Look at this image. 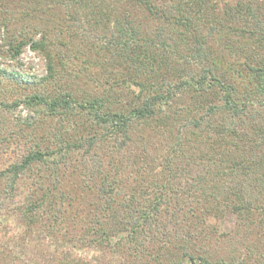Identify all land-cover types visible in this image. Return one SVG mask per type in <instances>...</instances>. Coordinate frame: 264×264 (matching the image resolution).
Here are the masks:
<instances>
[{
    "label": "trees",
    "instance_id": "1",
    "mask_svg": "<svg viewBox=\"0 0 264 264\" xmlns=\"http://www.w3.org/2000/svg\"><path fill=\"white\" fill-rule=\"evenodd\" d=\"M15 1L0 0V5ZM36 3L46 12V7L66 5L71 24L93 38H89L91 46L75 58H82L87 71L96 68L91 72L98 74L97 80L106 90L80 101L61 84L64 91L52 100L35 96L53 113L79 116L91 121L94 129L89 139L78 132L76 146L68 144L65 171L69 175L55 171L34 176L39 190L19 207L27 226L43 225L44 232L38 234L37 242L29 243L33 245L28 248L31 254L22 261L15 256L9 264H73L70 259L57 258L55 248L49 256L42 257L45 251L41 256L34 253L43 248L41 241L47 233L57 237L61 231L68 240L94 241L105 247L101 251L114 248L119 258L120 252L133 258H123L120 264H137L151 246L156 247L155 264H250L253 260L264 264V7L255 6L254 0L224 5L217 0ZM27 41L18 43L14 53L18 55ZM34 48L49 57L52 73L56 57L62 64L68 63L63 55L56 56L48 42H35ZM232 49L244 59L230 58L225 52L232 56ZM94 51L104 53L102 62H92L88 54ZM171 60L185 62L181 66L183 84L178 88L199 97L204 109L201 116L182 118L179 109L172 107L176 99L172 84L165 89L158 83L161 74L176 70ZM115 86L120 90L118 102L107 96ZM76 108L78 112L70 110ZM162 115L166 119L160 123L168 121L172 142L166 144L171 153L158 163V172L167 177L160 182L155 180V164L150 159L151 136L141 125ZM189 130L196 135L213 131L220 142L205 147L187 144L184 137ZM77 148L79 153L71 155ZM46 155L38 149L30 151L0 170V183L9 177L10 190L19 188L31 166L47 162ZM200 163L205 173L198 171L187 187L173 182L181 169ZM223 175L228 177L219 180ZM69 180H74V188L67 186ZM78 199L88 206L80 214L89 224L83 233L75 234L70 232V214ZM227 211L235 213L245 226L240 239L242 255L229 261L215 259L203 250L205 241L216 232L215 218ZM251 237L258 241L255 254L260 257H253L248 244ZM13 251L19 255L18 250ZM102 257L101 262H106V254Z\"/></svg>",
    "mask_w": 264,
    "mask_h": 264
},
{
    "label": "rangeland",
    "instance_id": "2",
    "mask_svg": "<svg viewBox=\"0 0 264 264\" xmlns=\"http://www.w3.org/2000/svg\"><path fill=\"white\" fill-rule=\"evenodd\" d=\"M217 1L224 5L233 0ZM254 3L255 6L264 7V0H254ZM57 5V7L50 9L46 7L47 12L39 9L36 0H17L14 3L0 5V170H5L19 162L34 149L48 154L46 155L47 162H40L28 169L19 188L10 190L9 177L0 183V248H7V250H0V264H9L15 256L22 261L24 255L31 254L29 252L31 249L28 248L33 245L29 243L37 242L38 234L44 232L43 225L38 224V226L29 228L25 218L21 215L22 209L20 210L19 207H23L30 196L39 190L34 176L53 175L55 171L69 175V171H65L68 167L66 163L69 160L65 156V152L69 150L68 144L76 146L75 138L79 135L78 132L85 139H89L93 134L94 128L91 127V121H86L75 115L67 116L66 111L55 114L50 107L39 103L35 96L39 95L45 100H52L59 92L72 90L74 96L82 101L84 98L103 94L106 90V86L97 80L98 74L91 72L96 68L91 67V70L87 71L83 67L82 58H75L81 54L80 52L91 46L89 38L91 40L93 38L88 36L83 29L80 31L76 25L71 24L73 22L69 20L71 16L67 13L66 5L61 3ZM71 9L73 10L74 7ZM30 11H32V17L28 15ZM49 18H52L50 23H48ZM23 40L28 41L17 55L13 49ZM41 40L48 42L54 53L57 54L56 56L63 55V58H67L68 63L62 64L61 60L56 57L53 65L55 71L52 73L49 57L43 50L34 48L35 42ZM232 50H234L232 56L229 51L225 53L235 60L244 59V55L237 56L235 49ZM93 53L97 55H93ZM88 55L92 62L97 63L104 53L98 54L94 51ZM239 57L240 59H238ZM184 63V61L171 60L170 65L176 68L174 73L171 75L161 74L157 79L159 80L158 83L165 89L168 84H172V94L176 98L172 106L173 110L179 109L180 116L188 120L201 116L204 109L202 108L203 104H200L198 100L199 97L193 96L192 92L186 88L181 90L178 88V84L179 86L183 84L181 75L184 74V70L181 66ZM192 66L193 64H190V67ZM194 68L198 67L194 66ZM145 76L143 77L145 78ZM244 86L245 83L240 87V90ZM132 88L134 89V87ZM118 91L120 90L115 86V89L108 91L107 96L114 97L112 98L114 102H118L120 95ZM124 94L123 96L126 97V93ZM124 97H120V99L124 101ZM70 110L78 112L77 108ZM165 116L152 118L146 124L141 125L146 135L151 136L149 147L152 156L150 159L152 165L155 164V180L158 179L160 182L164 181L161 178L166 179L167 177L158 172L160 170L158 163L161 162L164 155L171 153L166 144L169 146V143L172 142L170 134L167 133L168 121L160 123L162 119H166ZM185 136L183 137L186 143L196 147H205L207 144H214L213 146H215L220 142L219 137L209 130H204L198 135L191 134V130H189ZM77 153H79L78 148L71 151V155ZM181 170L182 172L179 171L178 177L173 182L183 187H187L189 180L198 176V171L205 173L201 163L198 164V167L188 166ZM10 174L13 175L14 173ZM227 177L223 175V180L219 179L220 177L215 179L225 181ZM67 186L74 188V180H69ZM6 195L12 196V199L6 200ZM14 195L17 197H13ZM87 209L88 206L81 199L75 202L70 214L72 217L70 219L72 221L71 233H83L87 229L85 226L89 223L83 221L80 214ZM213 223L217 227L216 232L211 239L205 241L203 250L208 251L215 259L225 258L228 261L240 259L242 255H239L240 243L242 242L240 239L245 229L244 222H239L235 213L227 211L224 215L216 217ZM64 230L65 228H63ZM248 242L249 248L253 250V257H260L259 254H255L258 251L256 247L258 241L251 237ZM41 243L43 248L34 252L36 255L41 256L42 251H45L42 257L44 255L49 256L55 248L58 251L56 253L57 258L70 259L73 264H120L123 258L127 261L133 260L121 252L119 258L115 254L114 248L109 251H101L105 247L94 241H81L76 238L68 240L62 231L57 237L47 233ZM155 248L151 246L150 251L141 256L137 264H155ZM13 250H18L16 253L19 255L14 254ZM104 254L107 258L106 262L103 263L101 259H103L102 255ZM118 258L119 261L117 262ZM45 263L50 264L49 262ZM188 263L189 261H186V264ZM250 264L262 263L253 260Z\"/></svg>",
    "mask_w": 264,
    "mask_h": 264
}]
</instances>
